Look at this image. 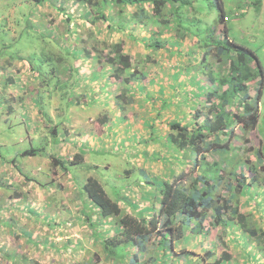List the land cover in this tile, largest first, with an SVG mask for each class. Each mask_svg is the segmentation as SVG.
<instances>
[{
  "label": "rangeland",
  "instance_id": "1",
  "mask_svg": "<svg viewBox=\"0 0 264 264\" xmlns=\"http://www.w3.org/2000/svg\"><path fill=\"white\" fill-rule=\"evenodd\" d=\"M20 1L0 0V264H118L116 262L122 261L123 253L126 256L134 251L130 246L124 247L123 252V248H118L119 251L112 249L114 256L95 243L89 223L85 222L86 218L81 212L87 209L91 215L101 217V214L91 204L83 202L84 208L80 207L81 198L86 193L84 185L90 177L98 180L112 200L121 201L124 210L135 207L140 212L145 209V216L147 213L152 215L154 209L158 210L160 202L154 199L158 192L153 191L148 196L147 190L153 187L145 182L151 178L154 180L153 184L160 183L162 178L157 175L162 176L169 170V164L162 161L163 158L172 156L167 142L164 140L155 144H140V155L151 157L154 152L157 154L156 160L152 159V162L140 156L131 159L127 156V151L132 149L129 146L135 141L139 142V138L146 140V134L150 131L148 125L152 120L156 135L165 136L170 131L169 122L178 121L184 113L188 115L193 112L191 106L189 108V105L180 104L184 95H172L177 90L168 91L165 88V94L157 92L160 85L168 87V77L171 74L169 67L176 62L167 57L164 60L158 58L166 68L161 72L157 68L152 69L148 79L140 83L147 91L136 93L134 104L125 105L126 108L121 112L116 104L118 98L115 100V96L121 93V82L117 83L115 77L106 80L94 74L101 72L102 63L90 66L88 61L84 66L85 63L77 61L76 56L73 62L77 61L78 64L75 65H83L84 68L64 72L60 75L63 79L61 84L49 71L45 72L44 68L36 66H40L38 57L44 53L63 56L68 54V50L71 54H78L76 47H81L92 31L85 28L84 20L78 17L67 26L64 22L66 17L53 6L56 4L59 7L61 0H50L39 7H31L29 3L21 5ZM65 6L68 7V12L76 11V5L70 0L66 1ZM226 11L231 17L228 23L231 39L254 50L264 69V4L257 10L254 6L244 5L242 1H235L234 5L228 4ZM30 13L34 27L30 31H37V38L42 33L49 34L47 28L58 25L57 21L61 22L59 39H54L56 36L52 32L51 39L46 36L42 40H27V36L23 34L28 30L25 29V24ZM27 14L28 17L21 22L16 19V15ZM53 20L54 24H50ZM12 22L21 24L14 28ZM76 26V31L70 33V29ZM118 38L119 36H115L114 40ZM137 50V47H133V56ZM106 53L105 49L104 54ZM11 56L17 57L11 63L12 68L9 66ZM59 63L55 61L52 65L57 66ZM31 64H34L36 71H33ZM69 64L64 63L65 66ZM42 69L44 71L37 74ZM111 76L108 74L106 77ZM9 78L11 83L7 84L6 80ZM151 79H156L155 84L150 82ZM46 81L48 83L43 85ZM75 82L76 86L82 83L79 89L72 86ZM135 85L132 84V88L135 89ZM255 85V82L249 85L251 91ZM89 87L95 92L94 96L89 94ZM178 89L180 93L184 91L181 87ZM85 93L88 96H84ZM60 97L64 100L61 101ZM72 102L74 104L68 109L69 114L65 120L66 103ZM59 104L61 109L57 110ZM163 104L166 107L162 110V117H158ZM202 107L208 113L209 108L206 105ZM9 108L13 112L9 113ZM48 114L53 121L47 119ZM101 115H109L108 124L104 127L98 122ZM120 116L124 118V122L118 120ZM157 118L160 120H156ZM127 124L131 125V130ZM236 128L235 125L234 131ZM135 131L140 135L131 136L129 141L124 140ZM236 133L241 137L231 139L229 145L239 154L243 170L249 179L261 182L258 189H253L249 199L246 193H242L238 179L230 174V166H227L232 164V160L222 166V155L208 156L209 163H218L225 168L222 171V188L216 194L219 200L213 205V211L219 207H228L223 216L230 221L229 229L214 224L213 211L204 212L202 235L189 232L187 241L175 244L177 250L187 248L190 252H169L163 258L161 254L164 255V251H153L154 239H151L141 255L140 264H153L151 260L155 257L158 259L154 264H202L201 255L211 250L215 255L214 261L221 259L220 264H264V252L258 250L254 242L249 243L247 236H243L242 230L231 217L233 210L238 207L241 213L249 215L250 221L255 222L259 229H264V197L260 196L264 192V164H259L257 158V150L263 147L264 151V88L257 131L245 136L239 130ZM31 148L43 150L36 156L22 155ZM77 154H83V162L67 164L69 175L59 169L53 177L54 182L48 183L55 171L50 156L71 162ZM15 157L17 161L14 165L12 161ZM141 168L146 173H142ZM230 184L234 185L232 193L227 188ZM60 185L64 188L63 193L58 188ZM232 195L233 199H230ZM92 210L99 215L93 214ZM117 217L106 219L103 224L116 221ZM98 231L102 238L104 230L98 228ZM8 253L18 257L16 263L5 257ZM225 255L228 260L222 259Z\"/></svg>",
  "mask_w": 264,
  "mask_h": 264
},
{
  "label": "trees",
  "instance_id": "2",
  "mask_svg": "<svg viewBox=\"0 0 264 264\" xmlns=\"http://www.w3.org/2000/svg\"><path fill=\"white\" fill-rule=\"evenodd\" d=\"M66 1L61 0L59 7L56 4L53 6L66 17L64 22L67 26L81 17L85 28L92 31L81 47H76L78 54H71L68 50V54L63 56L44 53L38 57L40 66L36 65L37 67L44 68L45 72L49 71L61 84L63 79L60 75L64 72L69 69L84 68L83 65L76 66L77 61L85 63L84 66L88 61L90 66L102 63L101 72L94 74L106 80L115 77L117 83L121 82V93L115 96V100L118 98L117 108L123 112L125 105L134 104L136 93L147 91L140 83L148 79L150 71L157 68L161 72L166 68L158 58L164 60L167 57L176 64L169 67L171 74L168 77V87L158 86V94H165V88L168 91L175 89L178 92L172 95H184L180 104L184 103L186 106L189 105V108L190 106L193 108L189 116L184 113L180 120L169 122L168 135L159 137L153 124L150 126L152 130L150 138L153 142L156 140L159 143L165 140L169 153L172 152L171 157L163 158V163L169 164L167 165L169 170L162 175L161 182L155 183L154 189L149 191V193L158 192L154 199L159 200L160 204L157 205V211L154 209L152 214L154 216L148 213L145 216V209H141L140 212L136 211L135 207L124 210L121 201L112 200L98 180L93 177L88 179L84 185L86 193L81 198L80 207L84 208L83 202L91 204L97 208L101 217L91 215L87 209L80 212L85 216V222L89 223L93 239L109 253H112V249L123 248L121 249L123 252L124 247H132L134 253L126 256L123 253L121 256L124 263L118 261L116 262L118 264H140L141 255L146 251L151 239H154L153 251H164V255L161 254L163 258L169 252L188 253L190 251L187 248L177 250L175 244H179L182 240L187 241L189 232L201 234L202 214L213 211V205L219 200L216 194L222 188L224 163L232 160V164L227 166H230V174L238 179L242 193H246L249 199L253 189H258L260 186L261 180L249 179L243 170V161L236 150L233 151L229 141L241 137L237 135V130L244 136L257 131L264 88V69L254 50L231 39L228 24L231 17L226 8L228 4L234 5L235 1H242L246 6H254L255 9L260 10L264 0H70L76 5L74 12L67 11ZM48 2L50 0H21L20 4L29 3L31 7L35 5L39 7ZM27 17L28 14L16 15V19L20 22ZM31 17L30 13L25 24V29L28 30L23 34L27 36V40H42L46 36L51 39L52 32L56 36L54 39H59L61 22L57 21L58 25L53 27H45L49 34L42 33L37 38L38 32L30 31L33 27ZM54 20L50 24H54ZM20 24L12 22L14 28H18ZM76 28L77 26L70 29V33L76 31ZM115 36L119 38L114 40ZM124 47L127 49L124 50ZM133 47L138 49L135 56L132 55ZM105 49L106 54H104ZM76 56L78 60L75 63L73 60ZM15 58L10 57V68ZM55 61L60 62V66L52 65ZM67 62L70 64L65 66L64 63ZM31 65L33 71H36L34 64ZM44 70H37V74ZM108 74L112 76L107 78ZM6 81L7 84L11 83L10 78ZM155 81L156 79L150 80L152 84H155ZM252 82L256 83L253 91L249 87ZM47 83L48 81L43 85ZM81 84L76 86L75 82L72 86L79 89ZM132 84H136L135 89L132 88ZM178 87L183 88L184 91L180 93ZM89 94L95 95L90 87ZM84 96L88 94L85 93ZM60 99L64 100L62 97ZM162 102L164 103L163 100ZM167 103L170 107L169 100ZM73 104V102L66 103L65 120L69 114L68 109ZM203 105L209 108L208 113L204 112ZM60 106L61 104L56 109L60 110ZM165 107L166 105L163 104L159 109L158 117H162V110ZM8 112H13V109L9 108ZM47 119L53 121L49 114ZM120 119L122 118L118 117V120ZM108 121L109 115H101L98 118V122L103 126L108 124ZM235 125L237 128L234 131ZM54 131L51 133L53 134ZM42 150L43 148H31L22 155L36 156ZM210 154L222 155L220 157L224 160L222 166L218 163H209L207 158ZM50 158L55 171L48 183L53 181L59 169L68 174L67 164L81 163L84 160L83 154H77L71 162L54 155ZM257 158L259 164H264L263 147L257 150ZM16 161L15 157L12 161L14 165ZM142 173L146 171L142 170ZM153 181L151 178L147 179V182L153 183ZM262 186L264 187V180ZM58 188L62 189V193L64 192L62 185ZM227 188L232 193L234 185L230 184ZM260 196L264 197V192H261ZM231 198L233 199V195ZM154 206L156 207V204ZM227 209L228 207H219L213 211L212 220L215 225L229 227L230 221L223 216ZM97 211L92 210V213L99 215ZM115 216H118L116 221L103 224L104 220L109 218L112 220L111 218ZM231 217L235 225L242 230L243 236H247L249 243L254 242L258 250L264 252V229H259L255 222L250 221L249 215L241 213L238 207L233 210ZM98 228L104 230L102 238ZM114 256L109 255L113 258ZM214 256L212 250L206 251L201 255L202 264H220L221 259L214 261ZM5 257L14 263L18 258L10 253ZM226 257V255L222 256V259L228 260ZM156 259L158 258L151 260V263L154 264Z\"/></svg>",
  "mask_w": 264,
  "mask_h": 264
},
{
  "label": "crops",
  "instance_id": "3",
  "mask_svg": "<svg viewBox=\"0 0 264 264\" xmlns=\"http://www.w3.org/2000/svg\"><path fill=\"white\" fill-rule=\"evenodd\" d=\"M84 105H86V103L84 104ZM177 108H178V106H177ZM121 117V116H120ZM156 120H158V118L156 119ZM121 121L122 122H124L125 120H124V118H122L121 119ZM151 124H153V127L155 126L154 125V120H152L151 121V123H150V125H148L149 126V128L148 129H150V131H149V134L147 135L146 134V136H147V138H146V140H144V139H142V138H139L138 139V143H136V141L133 143V145L131 146H129L130 148H132V149H129V151H127V156L129 157V158H135L136 156H140V157H142V158H145L146 159V161H149V162H152V159L153 160H156V157L155 156H157V154L154 152L153 154H152V156H153V158H152V156L151 157H146L145 155L143 156V155H140V148H139V146H140V144L141 145H146V144H149V143H151V144H155V143H157V141L155 140V142H153V139H151L150 138V134L152 133V130H151V128H150V126H151ZM104 127V126H103ZM127 127L131 130V125L130 124H127ZM128 132V131H127ZM133 132V131H132ZM144 132H146V131H144ZM169 134V131L167 132V135ZM136 135H140V134H137L136 133V131L134 132V133H131V135H129V136H127V137H125L124 138V140H128L129 141V139H130V137L131 136H134V137H136ZM162 135H159V137H161ZM145 141L147 142V143H145ZM143 142V143H142ZM135 150H134V149ZM138 150V151H137ZM125 152V151H124ZM158 157L159 158H162L161 156H159L158 155ZM162 161H164V160H162ZM133 163V162H132ZM134 164V163H133ZM142 169V168H141ZM142 170H145V169H142ZM146 171V170H145ZM158 177H162L161 175H157ZM146 183V185H148L149 187H153V183H151V182H145ZM137 188V187H136ZM154 189V188H153ZM153 189H149V191L151 190H153ZM149 191L147 190V192L149 193Z\"/></svg>",
  "mask_w": 264,
  "mask_h": 264
}]
</instances>
